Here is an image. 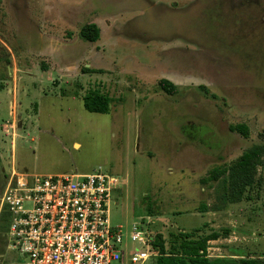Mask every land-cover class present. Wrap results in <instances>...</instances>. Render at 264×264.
I'll use <instances>...</instances> for the list:
<instances>
[{
    "label": "rangeland",
    "instance_id": "1",
    "mask_svg": "<svg viewBox=\"0 0 264 264\" xmlns=\"http://www.w3.org/2000/svg\"><path fill=\"white\" fill-rule=\"evenodd\" d=\"M257 1L0 0V77L11 63L23 113L22 128L0 132V185L12 168L57 175L102 167L118 178L112 226L128 234L139 223L166 247L203 226L207 234L228 229L209 242L207 258L264 255V167L261 187L242 202L225 201L232 190L222 179L202 182L264 144V0ZM91 23L101 31L94 43L79 37ZM161 79L176 85L174 95ZM4 91L0 128L12 120ZM90 92L111 98L109 113L85 109ZM239 123L249 126L248 138L230 131ZM6 230L0 217L2 261L13 254Z\"/></svg>",
    "mask_w": 264,
    "mask_h": 264
},
{
    "label": "built area",
    "instance_id": "2",
    "mask_svg": "<svg viewBox=\"0 0 264 264\" xmlns=\"http://www.w3.org/2000/svg\"><path fill=\"white\" fill-rule=\"evenodd\" d=\"M15 126V124H14ZM11 126V128H14ZM118 178L99 167L90 174L24 173L12 168L0 197L10 219L0 264H147L154 237L139 223L127 234L112 226L109 206ZM129 240L134 243L130 245Z\"/></svg>",
    "mask_w": 264,
    "mask_h": 264
},
{
    "label": "trees",
    "instance_id": "3",
    "mask_svg": "<svg viewBox=\"0 0 264 264\" xmlns=\"http://www.w3.org/2000/svg\"><path fill=\"white\" fill-rule=\"evenodd\" d=\"M100 28L94 24L83 25L79 31V37L86 42L94 43L100 39ZM90 72L89 68L84 69ZM159 86L168 95L176 93V85L168 80L161 79ZM4 87L0 85V89ZM84 107L91 113L106 114L110 111L111 98L100 92H90L84 98ZM230 131L238 133L245 138L250 135V128L245 123L230 125ZM264 167V144H254L246 149L238 159L228 166L215 167L209 171V175L202 179V182H219L226 189H231L224 195L225 201L228 203H237L244 200H250L248 195L249 189L253 187H261L262 179L257 177L258 168ZM201 212L208 211L207 205H201ZM2 215V214H1ZM9 213L1 216L2 222H9ZM206 229H197L193 233H179L178 242L170 243L166 247V243L162 235H157L153 241V248L157 252V257L153 259L151 264H260L258 260H243L241 263L229 258H207L208 244L210 241L218 240L223 235H228V229L222 234L219 230H213L207 234ZM202 232V234H195Z\"/></svg>",
    "mask_w": 264,
    "mask_h": 264
},
{
    "label": "crops",
    "instance_id": "4",
    "mask_svg": "<svg viewBox=\"0 0 264 264\" xmlns=\"http://www.w3.org/2000/svg\"><path fill=\"white\" fill-rule=\"evenodd\" d=\"M10 80L12 81V84H13V88H11V89H6L7 91L5 92L3 89H0V94H1V92L2 91H4L5 92V96H7V94L11 97V99H12V102H11V110H10V115H11V117H12V120L10 121V122H5L4 124H3V126L0 128V132H2V133H4V134H6V136H7V133L10 131L9 129L11 128V126H14V124H18V117L20 118V120H22V114L23 113H18L17 114V110H18V107H21V102H18V99H17V96H18V93H17V85H16V81H17V76H16V74L15 73H13V79L11 78V77H2V79L0 80V85H3L4 84V82H10ZM11 83V82H10ZM7 93V94H6ZM1 102H2V99H1V97H0V104H1ZM2 106V105H1ZM0 106V107H1ZM16 115V116H15ZM14 117L16 118V120L14 119ZM16 121V122H15ZM8 127V128H7ZM19 127V126H18ZM15 128H16V126H15ZM22 128V127H21ZM12 129V128H11ZM14 129V128H13ZM19 129H20V127H19ZM14 135V134H13ZM14 139V138H13ZM9 154V156H11V157H13L12 156V154H11V151L8 153ZM1 153H0V160H1ZM3 171H4V169H3ZM26 173H28V172H26ZM0 213H1V211H0ZM0 217H1V215H0ZM3 224H5L4 222H2ZM7 225V224H6ZM7 227H8V225H7ZM8 229V228H7ZM6 232H7V230H6ZM8 251V250H7ZM10 252V251H9ZM14 257V254H11V255H9L8 257H7V259H11V258H13Z\"/></svg>",
    "mask_w": 264,
    "mask_h": 264
},
{
    "label": "flooded vegetation",
    "instance_id": "5",
    "mask_svg": "<svg viewBox=\"0 0 264 264\" xmlns=\"http://www.w3.org/2000/svg\"><path fill=\"white\" fill-rule=\"evenodd\" d=\"M256 2H257V4H258V1L256 0ZM263 6V5H262ZM259 9H260V7H259ZM258 9V10H259ZM258 18H260V17H257V19ZM263 19V17H261L259 20H262ZM11 58V57H10ZM2 60H1V58H0V62H1ZM8 63V62H7ZM7 65V70H6V76H5V78L6 77H11L12 79H13V70H14V68H13V66H12V64L10 63V64H6ZM0 78H2V77H0ZM18 126L21 128L22 126H21V120H20V118L18 117ZM5 184H6V182H5ZM5 184L3 185V186H1L0 185V187H2V189H1V196H2V194H3V192H4V188H5ZM253 259H256V260H258V262H260V264H264V255H258L257 257H255V256H248V257H242V261L243 260H245V261H247V260H253ZM242 261H240V263L242 262ZM243 263V262H242ZM241 263V264H242Z\"/></svg>",
    "mask_w": 264,
    "mask_h": 264
}]
</instances>
